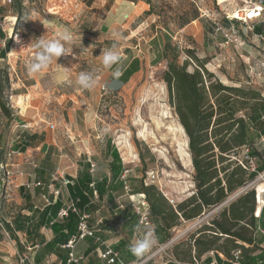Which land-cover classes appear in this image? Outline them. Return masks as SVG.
Returning <instances> with one entry per match:
<instances>
[{"label": "rangeland", "instance_id": "rangeland-1", "mask_svg": "<svg viewBox=\"0 0 264 264\" xmlns=\"http://www.w3.org/2000/svg\"><path fill=\"white\" fill-rule=\"evenodd\" d=\"M142 1L147 3L149 13L134 15L127 26L121 27L111 23L118 16L116 11H110L114 0H75L67 6H62L64 0H23L20 19L13 15L11 1L0 0V29L5 36L0 38V48H4L5 40L10 41L0 60L2 100L13 113L6 118L0 114V123L7 133L15 128L16 120L23 130L40 135L54 133L56 146L66 149L71 140L64 132L72 119L74 128L89 136L98 152L106 148L107 140L117 148L121 161L130 169L131 189L142 182L154 185L175 205L192 194L193 169L187 137L162 79L172 53L169 50L167 58L155 59L152 40L158 39L162 50L169 38L171 46L180 50L177 63L187 60L188 71L196 66L186 51L192 50L224 83H253L249 78L252 73L244 69L245 44L241 37L250 35L254 22L226 24L225 20L258 0ZM192 20L197 22L193 28L182 30ZM259 20H264V12ZM58 26L67 27L73 34V40L65 45L67 54L53 58L41 73L29 74L27 63L33 55V43L41 37L53 38ZM113 30L121 32L122 38L115 40ZM114 44L120 53L129 46L138 55L142 68L131 80L109 90L105 85L113 78L114 69L103 67L101 55ZM82 71L92 73L98 81L94 88L84 90L77 85L76 78ZM4 77L7 82L2 81ZM14 84L21 88L12 89ZM12 93L25 97L24 110ZM6 147H13L11 140ZM188 224L182 229L196 227L186 228ZM162 246L152 252L166 251L168 247L160 249Z\"/></svg>", "mask_w": 264, "mask_h": 264}, {"label": "crops", "instance_id": "crops-1", "mask_svg": "<svg viewBox=\"0 0 264 264\" xmlns=\"http://www.w3.org/2000/svg\"><path fill=\"white\" fill-rule=\"evenodd\" d=\"M72 1L75 2V0H64L61 3L62 6H67ZM122 2L129 4L125 5ZM110 11L118 13L117 18L111 23L123 27V24L127 26L134 15L145 14L148 11V5L142 0H114ZM253 22V27L260 28L261 32L254 33L252 30L246 37L248 39L241 37L242 43L245 44L242 61L246 72L252 73L251 76L249 74L250 81L261 88L264 97V68L258 67L259 63L264 64V20L256 19ZM196 23V20H192L182 30L193 28V24ZM130 49L127 46L121 53L123 59L112 69L115 70L118 67L122 72L132 59L139 58ZM138 68L128 81L141 70L140 61ZM258 71L260 75L257 76ZM120 83L123 84L119 80L110 78L107 83L108 89L116 90ZM17 88L21 86L14 84L12 89ZM12 94L15 99L22 96L17 93ZM0 114L5 118L13 115L3 102L2 95H0ZM260 120L264 126V113ZM18 124L16 120L15 128L8 133L4 124L0 125V264H108L99 256L106 247H110L117 253L118 260L110 264H134L138 258L131 254L129 245L137 238L135 226L139 223V218L132 209L131 199L144 200L139 193H131L130 183L128 184L130 169L127 178L129 191H126L123 186L113 191L105 190L99 194L95 189V182L106 179L108 184L111 179L110 148H104L98 152L93 147L91 138L74 128L72 119L70 125L66 126L67 131L64 132L67 139L71 140V145L66 149L56 146L54 133L45 132L40 135L23 130ZM25 132L37 136L33 140L28 139L30 145L26 146L24 151L6 147L8 139L11 140L12 145L21 143ZM256 147L264 159V133L258 137ZM90 162L94 163L92 170ZM124 169L126 167L123 161L122 172ZM84 172L90 176L86 190L81 189L78 179ZM91 183L93 186L90 185ZM254 184L264 185V179H258ZM78 190H81L86 198L83 207H78L81 202L77 196ZM93 191L96 192L97 197ZM256 192L258 195L257 187ZM57 202L60 203L59 209L73 202L81 212L88 215L86 223L91 234L76 241L73 247H64V245L77 233L78 222L70 226L67 217L57 216L59 209L53 215ZM145 204L147 205L146 202ZM258 206L260 209L259 211L256 209L254 214L256 222L252 233V243L235 240V243L245 248V252L241 253L240 263L237 264H264V225L262 224L264 211L259 217L264 206V191L260 192ZM218 209L215 208L212 214L209 213L199 219H202L201 222L208 220ZM76 217L78 218V215ZM150 221L155 226L158 238L153 248L159 245H167L168 248L162 253L152 252V249L144 255L145 258L148 257L144 264H234L233 250L224 243L226 235L220 237L214 246L225 247L231 254L230 257L215 249H209L196 256L194 247L192 246L189 252L187 243L190 242L192 235L197 237L202 232L182 229L185 223H189L186 228L195 227L192 226L195 221H180L179 225L169 230L164 229L159 222L151 218ZM68 230L72 231L68 232ZM205 235L210 236L209 233ZM174 246L177 248L176 255L173 253ZM185 249L188 250L187 255L184 259H180L178 256H181V252L186 251ZM70 251L73 252L74 259L77 261L68 262ZM22 256H26L23 262L20 261Z\"/></svg>", "mask_w": 264, "mask_h": 264}, {"label": "trees", "instance_id": "trees-1", "mask_svg": "<svg viewBox=\"0 0 264 264\" xmlns=\"http://www.w3.org/2000/svg\"><path fill=\"white\" fill-rule=\"evenodd\" d=\"M10 1L13 15L20 19L24 8L23 0ZM145 13H149V10ZM193 19H197V16ZM225 22L229 23L227 20ZM253 32L260 33L261 29L254 26ZM4 37V32L0 29V38ZM167 39L162 50H159L158 39L152 40V43L157 53L155 59L167 58L169 50L172 53L167 68L162 73V79L167 85L169 103L174 108L187 137L194 190L190 196L175 205L171 204L154 185L142 182L130 188L131 193H139L144 197L150 218L159 222L166 230L179 225L180 221H196L211 210L219 208L208 220L200 222L193 229L202 233L197 237L193 235L190 237V242L187 243L189 252L193 246L196 256L209 249H215L230 257L231 254L225 247L214 246L220 237L226 235L224 243L231 250L240 249L243 253L245 248L235 243V240L252 243L256 222L254 214L256 209L258 211L260 209L258 206L260 192L264 191L263 184L248 186L264 172V159L256 147L258 137L264 133V126L260 120L264 113L261 88L250 82L237 85L224 83L204 66L205 63L199 60L192 50L186 51L190 58L196 61V66L188 71L187 60L182 64L177 63L180 50L176 45L171 46L169 38ZM9 46L10 41L6 40L4 48L0 50L1 58L5 57ZM138 64V58L132 59L122 71L119 81L127 82L139 69ZM7 79L4 77L2 81L7 82ZM2 93L3 83L0 82V95ZM36 136L25 132L23 141L13 145L12 149L24 151L26 146L30 145L28 139L33 140ZM106 148L111 150L112 160L109 165L111 179L108 184L106 179L95 182V189L99 194L105 190L113 191L123 187L120 180L122 161L119 152L111 145L110 140H107ZM78 179L81 189H88L89 174L84 172ZM132 181L128 179V184ZM240 190L242 191L237 196L230 199ZM77 196L81 201L78 207H83L86 198L81 190H78ZM59 207L60 203L57 202L53 215ZM263 211L264 206L259 217L263 215ZM66 219L70 226L78 222L73 212H70ZM262 224L264 225V222ZM70 231L72 230H68ZM205 233H209L210 236L207 237ZM176 249L174 246V255L177 254ZM188 250L181 252V256L178 257L184 259Z\"/></svg>", "mask_w": 264, "mask_h": 264}, {"label": "clouds", "instance_id": "clouds-1", "mask_svg": "<svg viewBox=\"0 0 264 264\" xmlns=\"http://www.w3.org/2000/svg\"><path fill=\"white\" fill-rule=\"evenodd\" d=\"M112 36L115 40L122 38V33L118 30H113ZM73 40V34L67 27H57L53 38H39L32 45L33 55L27 63V71L29 74L36 75L46 69L53 58L67 54L66 44ZM17 43H20L17 39ZM122 56L120 49L114 44L112 47L103 50L101 55V63L104 68L112 69L114 65H118ZM122 75L121 70L117 67L112 72L114 80H119ZM76 83L81 89L88 90L94 88L98 81L90 72H80L76 78ZM107 87V85H105ZM135 238L129 245V251L137 258L143 257L150 252L157 244L158 238L155 232V226L147 223L146 220H141L136 226Z\"/></svg>", "mask_w": 264, "mask_h": 264}, {"label": "built area", "instance_id": "built-area-1", "mask_svg": "<svg viewBox=\"0 0 264 264\" xmlns=\"http://www.w3.org/2000/svg\"><path fill=\"white\" fill-rule=\"evenodd\" d=\"M7 1L10 2V0H7ZM263 12H264V1L258 0L257 4L253 5L252 7H249L247 10H236L231 15L226 16V19L229 23L239 22V23H242L245 25H249L254 20L259 19L262 16ZM252 30H253V26L250 28V31H252ZM258 67L263 69L264 64L259 63ZM256 75L257 76L260 75V71H258L256 73ZM102 89L106 90L104 86H102ZM90 168H91V170L94 168V163L90 162ZM2 169H3V167H2ZM128 175H129V169H127V168L124 169L120 175V180H122V182L124 184L123 185L124 189L126 191H129V186L127 184ZM256 179L257 180L258 179H264V172L259 174L258 178H256ZM90 185L93 186V183H91ZM93 194L95 195V197H97L95 191H93ZM143 200L144 201H140L138 199L137 200L131 199V206H132L134 213L138 216L139 222L141 220H146L147 223L151 224L150 216H149V212H148V205L145 204L146 201H145L144 197H143ZM70 212H73L76 215H78V224H77L78 230H77V233L67 241V243L64 245V247H73V245L76 241H78V240L84 238L85 236L91 234V231L89 230L87 223H86L88 215L84 212H81L79 210V208L75 205V203L70 202V203L62 206L58 210L57 216L61 217V218L67 217ZM201 221H202V219H197L192 224V226L198 225ZM165 246H167V245L162 246L160 249H164ZM240 254H241L240 249H235L232 252L234 264H237L238 259L240 257ZM68 255H69L68 262L77 261L76 259H74V254L72 251H70ZM99 256L102 260H104L108 264L114 263L115 261L118 260L117 259V253L114 252L110 247H106L104 250H102L100 252ZM147 259H148V257L144 258L143 260L136 261L134 264H144ZM25 260H26V256L20 257L21 262H23Z\"/></svg>", "mask_w": 264, "mask_h": 264}, {"label": "bare ground", "instance_id": "bare-ground-1", "mask_svg": "<svg viewBox=\"0 0 264 264\" xmlns=\"http://www.w3.org/2000/svg\"><path fill=\"white\" fill-rule=\"evenodd\" d=\"M25 97L24 96H18L17 98V105L23 108V110L26 108V103H25ZM28 102V101H27Z\"/></svg>", "mask_w": 264, "mask_h": 264}, {"label": "water", "instance_id": "water-1", "mask_svg": "<svg viewBox=\"0 0 264 264\" xmlns=\"http://www.w3.org/2000/svg\"><path fill=\"white\" fill-rule=\"evenodd\" d=\"M256 180H257V179L253 180L251 183H249L248 186H252V185H254V183H255ZM241 191H242V190H240L239 192H237L236 194H234L233 196H231L230 199H232L233 197L237 196Z\"/></svg>", "mask_w": 264, "mask_h": 264}]
</instances>
